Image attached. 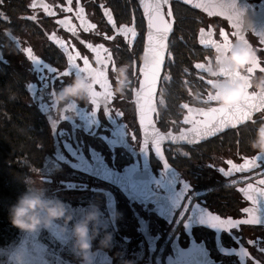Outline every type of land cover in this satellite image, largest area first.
Wrapping results in <instances>:
<instances>
[{"label":"flooded vegetation","instance_id":"af4514ba","mask_svg":"<svg viewBox=\"0 0 264 264\" xmlns=\"http://www.w3.org/2000/svg\"><path fill=\"white\" fill-rule=\"evenodd\" d=\"M263 1L247 0L256 12L247 14L246 24L257 32L264 31V12L259 10V4ZM40 2L37 0V3ZM42 2L51 5L55 14L48 15L41 7L32 9L29 7L32 0H4L0 5V13L8 17L5 20L0 16V69H8L14 74L22 87L24 101L34 110L37 121L46 133L47 155L39 169L50 173L44 178L54 186V193H61L64 196L61 199L76 207L77 211L78 206L99 202L103 212L101 218L108 221L107 225L101 224V236L106 230L113 233L114 239L110 248H104L98 237L93 242V248L107 250L113 257V264H126L131 261V254L140 253H143L142 262L134 260L133 264H146L151 242L156 246L152 264L159 260L165 264L174 247L182 251L203 247L210 256L207 264H254L255 259H261V264H264V253L258 251L264 247V224H241L231 230L219 227L217 233L208 226L209 222L201 211L206 209L225 218H248L242 208L253 205L239 189L248 183L256 188L261 187L257 181L264 178V161H258V168L252 172H234L227 177L218 169L230 167L226 163L229 159L234 163H244L243 157L251 158L258 154L251 148L250 140L257 125L264 122V115L254 113V123L225 129L195 144L164 140L161 144L164 159L172 167L166 170L163 159L156 155L151 141L147 151L141 148L144 129L139 122L134 90L142 79L139 68L143 65L147 18L139 0H72L71 12L67 11L68 0ZM170 3L174 18L168 46L171 56L167 54L165 58L161 80L157 85L156 112L152 113V118L161 132L172 131L178 135L181 129L190 127L183 123L187 112L180 105L189 103L192 107L205 106L196 104L190 91L194 92L197 88L205 91L209 87L205 82L207 73L194 69L195 62L206 63L214 57V48L199 44V29L203 27L207 32L211 27L214 30L213 38L221 42V28L229 33L232 42L239 37L232 35L235 29L225 16L210 15L177 0H170ZM101 5L111 9L117 26H131L132 17L135 16L138 35L131 45L122 34L114 32ZM80 6L84 7L86 19L96 24V29L84 31L76 15ZM32 15H36L35 21L24 18ZM65 17L70 18L71 24L76 26V34L57 23ZM53 32L70 45V52L75 54L79 51L81 56L87 55L94 67L97 66L95 54L81 41L103 43L112 51L116 67L128 65L127 86L123 91H116V73L109 65L108 78L113 98L108 103L113 115L104 111L102 102L96 112H93L95 105L91 101H79L75 110L70 111L53 107L52 92L70 83L78 70L72 69L71 75L57 78L50 87L45 85L43 88L37 78L35 65L24 51L31 48L33 54L45 63L63 70L67 67V54L51 39ZM97 33L115 35V39L107 40ZM243 35L256 50L262 62L261 67H264V44L260 43V37L250 29L244 31ZM77 63L82 66L79 58ZM185 69L188 71L185 72ZM166 73L170 74L171 80H164ZM261 74L264 72H254L255 76ZM30 83L37 87L28 89ZM94 87L97 92L103 91L99 85ZM161 93L163 104L160 103ZM117 109L124 113L122 117L115 115ZM65 115L67 119H63ZM133 135L135 139H132ZM46 162L49 163L47 166ZM109 178L114 182L106 180ZM233 180L235 184H232ZM184 181L190 184V188L184 193L181 204L186 205L189 200L191 204L188 205L189 210L178 218L182 210L178 200ZM105 191L114 195V219L106 208ZM256 210L264 221V196H258ZM51 237L54 248H59L58 243L63 240L49 231L48 244ZM64 240L69 244L70 235ZM249 241L260 243L251 244ZM119 243L125 247L119 246ZM242 248L247 250V257L241 255ZM66 258L61 257L56 262L79 264L76 256L68 261Z\"/></svg>","mask_w":264,"mask_h":264},{"label":"snow or ice","instance_id":"6c2138e0","mask_svg":"<svg viewBox=\"0 0 264 264\" xmlns=\"http://www.w3.org/2000/svg\"><path fill=\"white\" fill-rule=\"evenodd\" d=\"M185 4L194 5L195 8H202L210 15L214 14V10H219V14L226 16L228 21L232 23L235 31L232 33L233 36L239 37L242 42L248 43L245 39L243 32L246 30L253 31L258 37H260V43L264 44V31L257 32L251 28V25L246 24L245 10L237 5L236 0H184ZM4 3V0H0V5ZM140 5L143 7L144 15L147 18V33H146V44L144 47L143 65L139 68L142 74V79L139 81V87L134 90L135 102L139 109V122L144 129V139L142 149L147 151L149 142L151 141L155 153L158 157L163 159L164 168L172 169L171 165L166 159H164V153L161 148V144L164 140L169 141H186L189 144H195L200 140L208 137H214L222 133L225 129L232 128L236 129L244 123H254V113H260L264 115V95L257 94L254 90L250 91L245 95L243 101L240 104L232 105L227 108L220 107L211 98L207 102H202L203 107H192L189 103H182L180 107L186 110L187 114L184 116L183 123L190 125L180 130L179 134H174L172 131L161 132L156 128L155 122L152 118V113L156 112V95L157 85L161 80L162 67L165 61L166 53L171 56V52L168 48V36L173 28V8L170 0H139ZM72 0H68L67 11H72ZM32 9L41 7L48 15H54L51 5L43 3H37V0H32L29 5ZM103 8L104 16L107 18L108 23L113 28L116 34H122L125 41L131 45L137 37V29L135 26V16L132 17L131 26L123 24L117 26L113 14L110 8L101 5ZM165 7L167 10L165 11ZM84 7L80 6L77 10V17L79 18L81 25L85 32L96 29V24L88 21L84 15ZM3 19L7 20L8 17L0 13ZM167 17V18H166ZM35 21L36 15L30 17H24ZM60 25H63L69 32L76 34V26L71 24L70 18L65 17L63 20L57 21ZM98 35L104 36L107 40H114L115 35H108L106 33H97ZM214 30L209 27L207 32L205 28L199 29V44L217 49L221 46L228 47L232 41L229 39V33L225 32L222 28L219 30V36L222 37V42L219 39H214ZM51 39L67 54V67L63 70L54 67L52 64L45 63L40 57L33 54L31 48H26L24 51L27 52L28 57L35 65V71L38 73V80L41 82L43 88L45 85L49 87L55 82L57 78L63 79L66 76L72 74V69H77L76 74L88 71L94 74L95 85H99L103 91L97 92L95 87L91 92L92 104L95 105L93 112L99 109L101 102L104 105V111L108 115H113V111L109 105V100L113 98V92L111 90V84L108 78L109 65L111 70L115 72L116 61L113 58L112 51L107 48L103 43H85L86 47L95 54V64H99L100 67H94L89 61L87 55L81 56L79 51L75 54L69 51L70 45L66 44L63 39L58 37L55 32L51 34ZM251 46V45H250ZM71 47H75L72 45ZM82 61V66L77 63V59ZM2 59V56H0ZM261 60L255 57L252 61V65L248 69L249 73H254L256 70L264 72V67H261ZM194 69L205 72V63L195 62ZM188 70L185 69V72ZM226 75H232L236 78H240L239 73H231L230 71L225 73ZM203 79V77H201ZM164 80H171L170 74H165ZM206 84L211 86L213 81L207 79ZM28 89H35V84H28ZM35 94V93H34ZM54 91L52 92V96ZM160 103H164L163 93L160 95ZM53 107H55L53 105ZM67 111V110H66ZM116 116H123L124 113L119 109L115 112ZM68 116H64L63 119H67ZM174 123V122H173ZM53 122V127L55 128ZM127 130V126H126ZM128 134V132H127ZM135 139V136H132ZM187 155V153H185ZM244 163H234L233 160H227V169L220 167L218 171L224 176H231L234 172H243L247 169L257 167V161H264V154H256L249 158L248 156L243 157ZM215 167V165H209ZM264 175V174H262ZM247 179V178H245ZM236 181L233 180L232 184ZM258 184L261 187L256 188L252 183H248L246 187L239 189L244 194L246 199L251 202L253 207H244L242 212L248 214V218L244 220L233 219L231 216L226 218L217 215L214 212L202 209V213L206 216L208 222L214 227L233 229L239 227L241 224H264L257 214L256 205L258 202V196H264V179H260ZM190 188V184L187 181L183 182V189L180 193V199L178 200V206L181 210V216H183L188 210L191 204V200L188 204L182 205L181 201L185 198L184 193ZM56 235H61L57 230ZM251 244L260 243L259 241H249ZM46 247V246H45ZM259 252L264 253V247L258 249ZM241 255L247 257L249 254L246 249H241ZM264 258V257H262ZM254 264H261V259H255Z\"/></svg>","mask_w":264,"mask_h":264},{"label":"clouds","instance_id":"9594fccd","mask_svg":"<svg viewBox=\"0 0 264 264\" xmlns=\"http://www.w3.org/2000/svg\"><path fill=\"white\" fill-rule=\"evenodd\" d=\"M237 5L238 0H236ZM257 52L248 43L240 39L232 42L227 48L214 49L213 59L205 63V72L213 83L205 91L197 88L190 91L196 104L213 99L220 107L240 104L245 95L254 89L257 94L264 95V74L255 76L249 73ZM100 67L99 64L96 66ZM128 65L116 67V91H123L127 86ZM239 73L240 78L226 75L227 72ZM95 86L94 74L88 71L72 76L71 82L63 88L55 90L52 96L53 105L60 111L75 110L79 101H92L91 92ZM250 146L258 154H264V122L257 125L255 134L250 140ZM36 175L20 177L26 188L10 205L8 217L10 223L24 233H38L50 230L54 225L61 234H69L72 252L79 259V264H95L96 252L93 242L99 237V243L104 248H110L114 235L104 231L101 236V209L95 203L77 208L59 198L50 196L46 187V179L41 169L33 168ZM117 216L119 213L116 214ZM3 264H23V252L8 256L3 254ZM126 264H133L127 261Z\"/></svg>","mask_w":264,"mask_h":264},{"label":"trees","instance_id":"16d2710c","mask_svg":"<svg viewBox=\"0 0 264 264\" xmlns=\"http://www.w3.org/2000/svg\"><path fill=\"white\" fill-rule=\"evenodd\" d=\"M47 149L46 133L24 101L21 85L10 70L0 69V248L20 241L22 232L10 223L8 210L25 191L20 177L42 166Z\"/></svg>","mask_w":264,"mask_h":264},{"label":"rangeland","instance_id":"374dc122","mask_svg":"<svg viewBox=\"0 0 264 264\" xmlns=\"http://www.w3.org/2000/svg\"><path fill=\"white\" fill-rule=\"evenodd\" d=\"M47 162H49V160ZM47 162H46V166L49 164ZM41 172H42L44 177L50 176V173L47 172L45 169L41 170ZM33 175H36V173H34ZM46 187L48 189V194L50 196H58L59 198L64 197V196H62L61 193H59V194L54 193V186L52 184H50L47 180H46ZM91 202H94V201H91ZM98 203H95V204L98 205ZM99 208L102 210L101 206H99ZM101 213H103V212L101 211ZM77 214H79V211H77ZM107 223H108V221H106L105 219L101 218V224L107 225ZM57 230H58V227L56 225H54L53 228L50 229V234H54L55 237H57L60 240H63V241L58 243V245L60 246L59 248H54L55 243L53 242V237H51V242H49V244H48V241L50 239L49 238V230H43V231L37 233L36 240H34L35 253H31V252L27 251L26 246L28 245L27 248L28 247L30 248V245H31L32 241L28 242L29 241V237L35 236L36 233H24V232H22L21 236H20V241L17 244L9 245L5 249L4 248H0V254H3L4 252H7L8 256L10 257V256L14 255L17 252H21L22 251L23 254H24V261H23L24 264H32V263L33 264H40L39 262H41V261H42V264L49 263L47 261L42 260V256L43 255L45 257L47 256V258L49 257V259H50L49 261L51 263H54V264H58L56 261H57V259L58 260L61 259V257H67L66 259L68 261V259H72V256H75L73 254V252H72V243H71V241L69 242V244H66L65 240H64L66 236L67 237L69 236V234H61V235L58 236V235H56ZM40 239H43V242H44V244H46L47 247L49 246L48 247L49 249H48V251L46 249L45 254L43 252H41V251L36 252V251H38L36 242H38ZM27 242H28V244H27ZM119 246L125 247L124 244H122V243H119ZM50 247H53V248H50ZM112 249H114V248H112ZM28 250H30V249H28ZM116 251L117 250L115 248V252ZM142 257H143V253L136 254V255L135 254H131L130 255L131 261L137 260L138 262H140V261L142 262ZM0 264H3V259L0 261ZM9 264H11V263H9ZM64 264H68V263H64ZM74 264H76V263H74ZM159 264H162V261H160Z\"/></svg>","mask_w":264,"mask_h":264},{"label":"water","instance_id":"95a60500","mask_svg":"<svg viewBox=\"0 0 264 264\" xmlns=\"http://www.w3.org/2000/svg\"><path fill=\"white\" fill-rule=\"evenodd\" d=\"M177 1L185 4L184 0H177ZM238 4L241 8H243L245 10V17H247L248 13L253 14L256 12L255 10H253V8L247 2V0H238ZM188 6L195 8L194 5H188ZM196 9L204 11V9H202V8H196ZM259 10L262 13L264 12V1L259 4ZM204 12H206V11H204ZM206 13H208V12H206ZM214 14L220 15L219 10H214ZM171 32L169 33V36H168V46H169V38H170ZM166 55H167V53H166ZM166 55H165V58H166ZM163 67H164V65H163ZM163 67H162V70H163ZM178 142L187 143L186 141H178ZM257 163H258V161H257ZM258 166H259V164H257V167L252 168V169H247L244 172H247V173L252 172V171L256 170L258 168ZM262 179H264V178H262ZM106 180H109L110 182H114V180L111 178L106 179ZM258 181H257V183H258ZM105 194H106V208H107L111 218L114 219V215H115V213H114L115 212L114 195L111 192L109 193V191H105ZM207 224L210 228L215 229L217 231V233L219 232L218 231L219 227L212 226V224L210 222ZM217 236H219V235L217 234ZM154 244H155L154 242H151L149 245V256H148V262L146 264H152V255L156 249V246ZM198 246H200V245H198ZM94 251L96 252L95 264H113V257L108 253L107 250H105L104 248H101V247H97V248H94ZM209 260H210V256L208 255L207 251L204 250L203 247H202V249L201 248H199V249L193 248L191 250L187 249V250H183V251L181 249L174 247L173 253H171L166 258L165 264H207V262Z\"/></svg>","mask_w":264,"mask_h":264},{"label":"crops","instance_id":"0c3cea01","mask_svg":"<svg viewBox=\"0 0 264 264\" xmlns=\"http://www.w3.org/2000/svg\"><path fill=\"white\" fill-rule=\"evenodd\" d=\"M50 231V230H49ZM52 231V230H51ZM53 233V232H52ZM36 237H37V233L35 234V236H33V237H29V241L28 242H30V241H32L31 242V245H30V248L28 247L27 248V246H26V249H27V251H29V252H31V253H35V249H34V246H35V243H34V240H36ZM28 242H27V244H28ZM36 245H37V248H38V251H36V252H39V251H41V252H43L44 254H45V252H46V249H47V251H48V247L46 246V244H44L42 241H41V239L38 241V242H36ZM47 248H46V247ZM15 247V246H14ZM28 249H30V250H28ZM42 260H44V261H47V262H49V263H47V264H54V263H51L49 260V257L47 258V256L45 257L44 255L42 256ZM9 263H11L10 261H9ZM40 264H42V261L41 262H39ZM24 264V263H23ZM33 264V263H32Z\"/></svg>","mask_w":264,"mask_h":264},{"label":"built area","instance_id":"2783aa9c","mask_svg":"<svg viewBox=\"0 0 264 264\" xmlns=\"http://www.w3.org/2000/svg\"><path fill=\"white\" fill-rule=\"evenodd\" d=\"M181 217V215H179V217L178 218H180ZM179 220V219H178ZM176 223H177V221H176ZM160 257H157V259H159ZM159 262H160V260L159 261H157V263L159 264Z\"/></svg>","mask_w":264,"mask_h":264}]
</instances>
